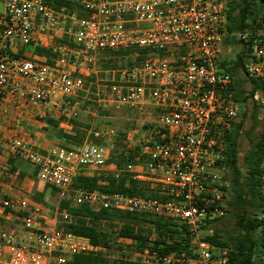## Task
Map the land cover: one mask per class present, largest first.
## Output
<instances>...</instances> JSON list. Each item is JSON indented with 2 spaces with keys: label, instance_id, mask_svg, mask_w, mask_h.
Instances as JSON below:
<instances>
[{
  "label": "built area",
  "instance_id": "obj_1",
  "mask_svg": "<svg viewBox=\"0 0 264 264\" xmlns=\"http://www.w3.org/2000/svg\"><path fill=\"white\" fill-rule=\"evenodd\" d=\"M63 1L66 5L53 6L45 0H0V122L9 108L39 107L76 118L80 104L65 98L82 91L85 81L70 67L80 73L101 52L149 49L139 65L111 79L102 98L106 105L138 112L147 133L134 162L123 169L110 163L109 146L54 145L41 153L19 132L8 152L36 166L39 180L62 201L172 221L194 244V256L143 250L126 258L143 264H228V252L204 240L206 227L226 215L228 137L239 116L236 77L222 63L234 38L248 55L245 78L264 81V0L254 28L238 33L228 31L227 0ZM28 46L50 51L56 67L20 56ZM254 99L264 107L261 90ZM109 164L116 168L109 177L126 174L157 185L167 200L74 187L86 169L107 178ZM259 188L264 203V163ZM0 208L23 224L20 236L0 228V264H67V256L106 251L61 226L43 227L40 211L26 198H3ZM57 216L70 218L59 210Z\"/></svg>",
  "mask_w": 264,
  "mask_h": 264
},
{
  "label": "trees",
  "instance_id": "obj_2",
  "mask_svg": "<svg viewBox=\"0 0 264 264\" xmlns=\"http://www.w3.org/2000/svg\"><path fill=\"white\" fill-rule=\"evenodd\" d=\"M45 1L53 6L66 5L63 0ZM227 4L229 9L227 28L230 33L254 28V24L262 12L261 0H227ZM228 45L234 49L241 44L236 39L231 38ZM25 51L35 54V57L26 56ZM148 52L149 49L127 48L101 53L109 57H128L131 54H137V60H139L137 65H139ZM19 55L37 61H41L38 57L45 56L47 60L44 63L52 68L56 67V61L52 59L51 52L43 48L28 46ZM247 58L248 55L245 51L235 61H223L222 68L231 76L237 77L239 70L244 68ZM245 83L252 85L251 97L260 90L264 94V81L236 79L234 81L235 100L240 106L246 104L250 98V96H246ZM258 109L259 107L255 108L251 115L253 128L260 125L257 117ZM246 117V111L242 112L241 119L236 120L228 137L226 176L229 185L225 188L227 197L224 204L226 215L210 223L204 232V240L228 252V264H263L264 256V220L260 218L264 203L259 188L264 163V132L258 140H254L250 132L245 133L252 148L245 157L248 175L243 178L239 167V139L240 135L244 134L243 126ZM55 118L58 121L66 119L64 117ZM76 118L71 120L73 128L70 133L61 129L59 122L55 119L46 120L49 126L54 127L53 130L56 131L59 140L63 142L60 146L76 149L83 142L88 130L92 129L89 124L80 123ZM135 156L136 154L133 152L123 151L119 152L116 158H111L110 155L109 160L116 163L119 169H123L129 163L134 162ZM74 182L75 188L89 190L99 188L104 192H119L127 196L138 195L145 198L167 200L160 194L159 186L133 180L128 178L126 174L117 179L114 177L102 179L76 177ZM58 210L60 213H67L70 216L66 221L60 217L61 227L78 237L88 239L95 247L106 249L105 253L98 251L67 256V264H143L140 261L126 258L127 256L120 257L116 254V249L124 252L127 248V250H134L131 252L159 250L165 253L194 256L192 240L184 232L183 227L172 221L148 215L131 214L121 210L104 209L88 204L77 206L64 200L61 201Z\"/></svg>",
  "mask_w": 264,
  "mask_h": 264
},
{
  "label": "crops",
  "instance_id": "obj_3",
  "mask_svg": "<svg viewBox=\"0 0 264 264\" xmlns=\"http://www.w3.org/2000/svg\"><path fill=\"white\" fill-rule=\"evenodd\" d=\"M24 54L35 57V54L28 51H25ZM38 59L43 62L47 60L45 56L38 57ZM69 72H71V67L69 68ZM80 92L74 97L65 99L79 103L76 99L81 97L79 95ZM91 94L94 97H91L89 100L97 98L98 100L95 99L97 102H102L106 106V103L102 101L104 94L100 93L99 90ZM9 110L8 116L6 115L0 122V201L3 198H26L32 208L40 211L42 217L41 225L47 229H56L61 226V219L57 216V210L62 201L60 193L54 187L39 180L38 168L36 166L20 157L10 154L8 152V145L18 132L41 153H44L51 146L63 144L59 140L56 131L53 130L54 127L49 126L46 122L49 118L58 121L55 118L57 116L39 107L26 108L23 111L12 108H9ZM83 112L86 111L81 108L79 115H82ZM90 114L93 117L98 116L96 113ZM71 120H59V127L65 132L70 133L73 128ZM115 169L113 164H109L103 172L109 177L113 175ZM77 177L101 178L90 169H86L77 175ZM102 178L105 177L103 176ZM0 228L13 229L19 236L23 234L22 221L18 216L10 215L8 209L2 210L0 208Z\"/></svg>",
  "mask_w": 264,
  "mask_h": 264
},
{
  "label": "rangeland",
  "instance_id": "obj_4",
  "mask_svg": "<svg viewBox=\"0 0 264 264\" xmlns=\"http://www.w3.org/2000/svg\"><path fill=\"white\" fill-rule=\"evenodd\" d=\"M2 8V4L0 3V11ZM245 51L246 50L241 45H237L225 60L235 61L237 57L239 55H243ZM138 63L139 60H137V56L135 54H131L128 57H109L106 54L100 53L97 54L95 61L92 62L90 70H85L84 72L79 73V71L77 72L76 69L71 67V73L76 76L80 75L85 81L84 88L79 94L81 97L76 100L79 101L81 108L86 112L79 115L76 120L80 123L89 124L92 128L91 130H88L83 142L76 148H79L84 144L106 145L110 148L111 158H116L117 154L123 151L137 154L139 151L138 148L140 141L144 139L147 133L143 122L139 121L141 117L139 113L125 107L105 106L102 102H97V98H95L96 100L89 99L94 97L91 93H96L97 90L104 94V91L107 90V86L110 85L111 79L117 80L119 78L120 70L131 68ZM243 70V68L239 70V75L236 79L247 80ZM244 88L246 89V96H250V93L252 92V85L250 83H245ZM257 107H259L257 117L260 121V125L253 128L251 115ZM244 111H246L247 117L244 120V134H241L239 139V167L243 178H246L248 175V166L245 162V157L252 148V145L245 133L250 132L254 140H258L260 138L261 134L264 132V107L261 105L259 106V103L254 99V96H250L246 104L243 106L239 105L238 121L241 119L242 112ZM90 113H96L98 116L93 117ZM110 163L113 162L110 161ZM113 164L118 168L116 163ZM95 189L102 191L99 188ZM115 230L118 231V229ZM127 249H125L124 252L116 249V254L120 257H130V252L134 250Z\"/></svg>",
  "mask_w": 264,
  "mask_h": 264
}]
</instances>
